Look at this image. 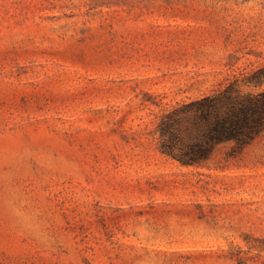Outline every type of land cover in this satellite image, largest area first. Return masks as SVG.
<instances>
[{"label": "rangeland", "instance_id": "1", "mask_svg": "<svg viewBox=\"0 0 264 264\" xmlns=\"http://www.w3.org/2000/svg\"><path fill=\"white\" fill-rule=\"evenodd\" d=\"M229 88L264 0H0V264H264V132L177 158Z\"/></svg>", "mask_w": 264, "mask_h": 264}, {"label": "trees", "instance_id": "2", "mask_svg": "<svg viewBox=\"0 0 264 264\" xmlns=\"http://www.w3.org/2000/svg\"><path fill=\"white\" fill-rule=\"evenodd\" d=\"M183 111L191 113L197 135L189 150L177 155L178 159H208L213 146L223 142L232 141L242 149L264 132V91L242 94L229 88L191 101L169 116H178ZM167 131L162 129L163 133ZM163 150L173 153L171 147Z\"/></svg>", "mask_w": 264, "mask_h": 264}]
</instances>
